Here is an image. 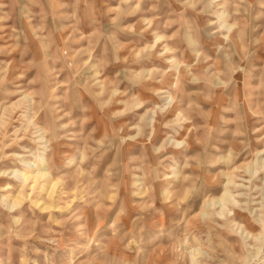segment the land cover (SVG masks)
I'll return each mask as SVG.
<instances>
[{"label":"rangeland","instance_id":"374dc122","mask_svg":"<svg viewBox=\"0 0 264 264\" xmlns=\"http://www.w3.org/2000/svg\"><path fill=\"white\" fill-rule=\"evenodd\" d=\"M0 264H264V0H0Z\"/></svg>","mask_w":264,"mask_h":264},{"label":"bare ground","instance_id":"6f19581e","mask_svg":"<svg viewBox=\"0 0 264 264\" xmlns=\"http://www.w3.org/2000/svg\"><path fill=\"white\" fill-rule=\"evenodd\" d=\"M43 136V135H42ZM44 139H45V137H44ZM40 141L42 142L43 141V139H40ZM45 146V145H44ZM45 170V169H44ZM22 176H23V179L24 180H28V179H35L36 180V178L39 180V178L38 177H47L48 176V173L47 172H43V171H41V170H38L37 168H35V170L33 171V172H31V171H29V172H26V173H23L22 174ZM44 179V178H43ZM46 179V178H45ZM32 181V180H31ZM35 182V181H34ZM37 182V181H36ZM35 182V183H36ZM33 189V188H32Z\"/></svg>","mask_w":264,"mask_h":264}]
</instances>
